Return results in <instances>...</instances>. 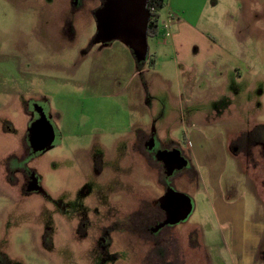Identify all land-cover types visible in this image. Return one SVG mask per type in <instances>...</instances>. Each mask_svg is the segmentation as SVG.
Wrapping results in <instances>:
<instances>
[{
  "label": "rangeland",
  "instance_id": "1",
  "mask_svg": "<svg viewBox=\"0 0 264 264\" xmlns=\"http://www.w3.org/2000/svg\"><path fill=\"white\" fill-rule=\"evenodd\" d=\"M100 6L0 0V264H264V0H166L187 43L163 27L154 65L95 42ZM207 37L238 68L206 60ZM38 100L57 130L26 193L5 167ZM173 149L185 168L165 166ZM166 184L192 200L176 226Z\"/></svg>",
  "mask_w": 264,
  "mask_h": 264
},
{
  "label": "flooded vegetation",
  "instance_id": "2",
  "mask_svg": "<svg viewBox=\"0 0 264 264\" xmlns=\"http://www.w3.org/2000/svg\"><path fill=\"white\" fill-rule=\"evenodd\" d=\"M26 112L30 117V125L28 130L21 138L22 149L20 150V152L12 154L8 157V163L5 169L7 170L6 173L8 175V179L12 180V182H15L16 186H18V188H20L22 192L32 193V191L38 189V186L36 184L38 182V179L35 175V172L33 171L34 167L31 162L36 156L44 154L50 149V147H52L51 141L54 139L57 129L56 125H54L53 122L49 119L48 108L46 107L45 102H43L42 100L33 102L32 106L30 107L28 105ZM160 155L166 164L165 166L170 171L185 168V165L189 161L185 153L180 154L174 149L163 151ZM17 174L22 175L23 178H18ZM20 179L22 180V182L20 181ZM167 185L168 184H166V186L164 185V193L160 195L161 207L168 215V223L170 225L176 226L178 223L184 221L185 219L176 223L170 221L171 213L169 205L171 204V201H169L168 198L173 196L175 193L177 194L180 192L176 191L174 188H170ZM124 221L126 220H124V217H122L121 223L119 224L123 227L122 229H119V231L121 232L124 231V227L125 225H127V222L123 224ZM119 225H117L116 222H112L107 226H104L103 229L101 228V231H113V229H115ZM102 236L103 234L100 236V245L105 243V237ZM110 236L112 238V235ZM112 241L114 240H110L108 241V243H111Z\"/></svg>",
  "mask_w": 264,
  "mask_h": 264
},
{
  "label": "water",
  "instance_id": "3",
  "mask_svg": "<svg viewBox=\"0 0 264 264\" xmlns=\"http://www.w3.org/2000/svg\"><path fill=\"white\" fill-rule=\"evenodd\" d=\"M150 0H102L94 11L97 22L96 43L108 45L118 40L129 47L138 61L149 53L147 28L150 20ZM173 223L186 219L192 211L190 197L175 193L168 198Z\"/></svg>",
  "mask_w": 264,
  "mask_h": 264
},
{
  "label": "crops",
  "instance_id": "4",
  "mask_svg": "<svg viewBox=\"0 0 264 264\" xmlns=\"http://www.w3.org/2000/svg\"><path fill=\"white\" fill-rule=\"evenodd\" d=\"M169 12L168 14H163V16L161 17V20H160V26H161V29H160V34L155 37L157 38L158 40L161 39L164 42L163 38H162V28L164 27L165 24H168L169 25V29H170V36L172 38V42H173V50L178 54V42L180 43V47L181 48H184L186 46V41L185 39H181V28L183 27V25L185 24V22H182V20L179 18L177 21H173L170 17H169ZM172 15V14H171ZM174 16V15H172ZM203 42H201V55L203 54H206V52H210L208 54V56H206V60L208 61H213L216 63L217 65V68L219 69H222L224 66H232L233 68H238V63H237V57L235 56H231L224 48L220 47L218 44H216L213 40H211L210 38H206V40H202ZM187 48V47H186ZM157 53V52H156ZM156 53H152L150 56H152L155 61H156ZM186 54H182V57L184 58ZM197 58L199 59L200 56H197ZM201 63V62H200ZM155 64V63H154ZM139 70H137L135 72V74L138 72ZM142 72H149L148 69L146 68H143L142 69ZM263 235V233H262ZM262 235L260 234V237H259V243L257 245V247L261 244V238H262ZM258 247V248H259ZM257 261V256H256V260Z\"/></svg>",
  "mask_w": 264,
  "mask_h": 264
},
{
  "label": "trees",
  "instance_id": "5",
  "mask_svg": "<svg viewBox=\"0 0 264 264\" xmlns=\"http://www.w3.org/2000/svg\"><path fill=\"white\" fill-rule=\"evenodd\" d=\"M166 6V0H150L148 4V10L150 13V20L147 28L148 37H157L160 34V20L162 17V10ZM148 63L154 65L155 59L151 56H147ZM142 63V62H139ZM264 258V253L262 254Z\"/></svg>",
  "mask_w": 264,
  "mask_h": 264
},
{
  "label": "built area",
  "instance_id": "6",
  "mask_svg": "<svg viewBox=\"0 0 264 264\" xmlns=\"http://www.w3.org/2000/svg\"><path fill=\"white\" fill-rule=\"evenodd\" d=\"M160 29H161V26H160ZM164 29H166L167 35H170V29H169V25L168 24L164 25Z\"/></svg>",
  "mask_w": 264,
  "mask_h": 264
}]
</instances>
